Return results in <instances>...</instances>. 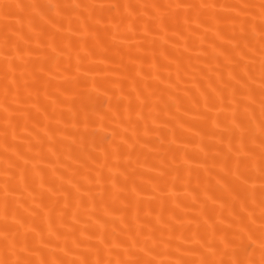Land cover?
I'll return each mask as SVG.
<instances>
[{
	"label": "bare ground",
	"instance_id": "6f19581e",
	"mask_svg": "<svg viewBox=\"0 0 264 264\" xmlns=\"http://www.w3.org/2000/svg\"><path fill=\"white\" fill-rule=\"evenodd\" d=\"M0 264H264V0H0Z\"/></svg>",
	"mask_w": 264,
	"mask_h": 264
}]
</instances>
